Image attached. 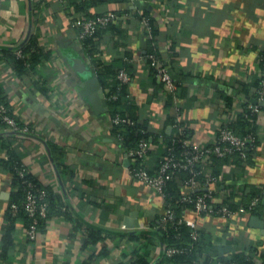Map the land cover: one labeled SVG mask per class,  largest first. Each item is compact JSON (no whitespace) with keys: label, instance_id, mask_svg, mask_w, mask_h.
<instances>
[{"label":"crops","instance_id":"1","mask_svg":"<svg viewBox=\"0 0 264 264\" xmlns=\"http://www.w3.org/2000/svg\"><path fill=\"white\" fill-rule=\"evenodd\" d=\"M77 1L0 0V49H18L34 37L48 52L35 67L20 70L0 56V98L26 128L11 130L0 117V161L14 150L62 209V213L50 211L33 241L27 237L28 225L18 218L7 256H2L0 247V264H84L88 259L89 264H130L135 251L149 252L154 261L163 248L155 223L165 212V200L133 177L130 163L125 165L130 158L111 136L107 112H96L83 95L82 80L68 54L82 56L97 77L98 68L117 69L127 57L132 65L127 97L140 120L166 134L187 132L196 143H210L222 123L236 121L240 110L256 105L250 84L264 50V0H182L179 7L172 5L173 0H101L87 13L75 8ZM109 11L129 17L118 26L113 23L123 36L111 29L97 35L96 47L104 51L105 63L78 38L81 28L75 19ZM143 16L151 33L141 26ZM149 51L156 52L179 86V110L141 60ZM258 121L264 123V116L258 115ZM48 142L58 146L59 156ZM150 142L151 153L159 152L161 145ZM236 161L201 165L204 177L218 169L222 173L211 185L217 201L235 192L233 216L226 220L191 209L181 212L184 221L193 220L203 230L215 255L250 246L264 253V208L252 213V206L243 205L244 194L264 193V135L248 162ZM13 191L12 173L0 163V242ZM88 225L104 229L106 240L97 247L110 245L108 255L89 258L91 250L83 247ZM138 231L156 235L150 241L128 236Z\"/></svg>","mask_w":264,"mask_h":264},{"label":"trees","instance_id":"2","mask_svg":"<svg viewBox=\"0 0 264 264\" xmlns=\"http://www.w3.org/2000/svg\"><path fill=\"white\" fill-rule=\"evenodd\" d=\"M78 1L74 3L75 8L78 10H83L85 13H87V10L89 8L94 7L101 0H81L79 2ZM117 26L112 23L109 24V26L106 28L101 27L100 29H98L96 34L100 35L105 30L111 29L119 36H123V30ZM156 31L157 30H155V32ZM83 42L88 52H91L92 55V53L94 52V46H89L91 44H94V40L90 37H87ZM18 50L21 51L24 57H21L17 54ZM0 52L2 53V57L13 61L16 67L19 68V70L26 67H29V69L35 67L43 56L48 55V52H45L43 50V48L38 44L37 40L34 37H30L29 39H27V41L22 44L18 49L8 47L0 49ZM26 53L29 54L30 57H26ZM148 53L156 54V52L153 51H149ZM259 56L264 58V50L260 52ZM127 62L121 61L119 67L114 70H112L111 66H105L101 70L98 68V78L100 82L104 85L111 84L112 91L118 93V98L110 102V114L114 115L118 112L123 117H128L133 121L132 124H127L126 127H123V124L113 126L111 128V136L115 138L117 143H119L117 136H122V148L125 152H128L135 148L140 139L142 138L157 141L162 147L160 148L159 152L153 153V157L158 164L161 162L163 157L168 155L169 152H173L175 156H180L182 150L185 148L183 145V140L189 139L190 134L187 132L166 134L163 131L160 132L152 130L147 120L142 121L140 120L139 116L136 115L137 107L132 105V103L130 102V98L127 97V84L121 85V89L117 91L119 81L117 79H114L111 82L108 81L107 77L115 78L118 70L122 67H125L131 75L132 65ZM152 73L154 79H156L154 71H152ZM258 83L259 79L255 77L253 84H250V92L252 94L251 96L253 97H256V94L252 91V87L256 86ZM159 85L161 86V83H159ZM248 89H246L245 91L248 92ZM171 98L172 97L170 96L168 100L171 101ZM225 98L231 99L229 96H225ZM1 102L3 101L1 100ZM257 105L259 106V108H262L264 110V104ZM245 111L246 112H242L239 115V118L236 121L226 124L227 127L233 129L237 134L241 136H246L250 133H255L258 129L257 113L247 108L245 109ZM9 113L11 114V111H9ZM1 124L3 125V122H1ZM160 135H162L163 137H160ZM259 142L260 140L255 141L254 146H258ZM49 145L52 148L53 154H60L58 152V146L56 144L49 143ZM170 148H172L171 151ZM255 150L256 149L250 148L247 151V156L245 158H243L238 151L232 152L224 157L215 156L213 164L223 165L227 161L234 159H236V162H238L239 164H244L249 161V158L254 154ZM9 152V158L2 159L0 161V163H2L5 168L12 173L14 187V191L11 195L9 202L7 218L8 221L5 230L2 233L0 242L3 257L8 255V249L10 245L14 243L12 228L14 226L15 221L18 220V218H21L28 226L33 221V218L30 217L23 209V201L25 198L26 190L30 184L35 185L36 188H44L47 191L49 213L48 215H50V211L54 213H62V209L59 208L60 204L56 203L55 197L52 194L51 190H49L46 186L42 185L40 180H38V178L29 171H26L24 175L21 176L20 171L25 166L14 150L11 149L9 150ZM131 167H133L132 164ZM196 169L201 170V167H197ZM190 175L191 174L188 170H177L175 175L167 181L164 187L165 204H169L172 207L173 218L171 220L167 219V221L165 222L163 221L162 217L164 216L163 213V215L160 217V220L155 223L157 227V232L160 234V238L158 239H161L160 242L163 246L160 256L154 261H151L149 252L145 253L144 251H142L138 253L137 251H135L134 255L131 257L132 260L130 264H264V253H262V251H260L256 246H250L241 252H236L233 254L215 255L210 247L211 242L207 239L206 234L203 232V230L199 226L195 228L191 227L187 224L186 221L182 219V210L192 209L194 206L193 201H182L183 196L185 194H190L191 198L196 199L199 195L204 192L202 189H187V187H185V181L190 177ZM221 175L222 173L218 169L215 170L213 176L218 178L217 176ZM198 179L200 180V182H202L205 177L201 173L198 176ZM229 195L230 196L224 201H217L215 198L210 200L213 212H206L203 214L211 213L217 215L218 213L216 212L222 205H225L234 211V209L236 208L235 201L233 199L235 196V192H232ZM263 197L264 193H260L255 190L250 191L249 193L244 194L243 198L246 199V201H244L243 205L248 206L249 204L250 206H252V213H260L262 207L264 208V206L262 205ZM254 199H258V202L253 206L251 205V202ZM12 203H16L19 205L20 209L18 215L13 214L11 209ZM45 221L46 220L41 221L40 230L44 228ZM194 231L197 232L196 236L193 235ZM103 232L104 229L100 226L88 225V231L83 242V247L91 250V254L89 256V258L91 259L97 256L108 255L109 251L111 250L110 245H102L99 248L97 247L98 244H101L102 241L106 240V238L103 236ZM138 235H141L150 241L155 237L156 234H150L147 231H138L136 233L134 232L132 234H128V236L133 239H137ZM167 248H174L175 251L173 252V254L168 255L166 252ZM89 262L90 259L86 260L84 264H89Z\"/></svg>","mask_w":264,"mask_h":264},{"label":"built area","instance_id":"3","mask_svg":"<svg viewBox=\"0 0 264 264\" xmlns=\"http://www.w3.org/2000/svg\"><path fill=\"white\" fill-rule=\"evenodd\" d=\"M63 4H67L68 0H61ZM182 0H173L172 5L178 7ZM75 19V25L80 27L81 30L78 32V38L83 42L87 37L94 40V44L89 47L94 46V56L97 60L102 62H107L104 57V51L102 49H97L95 39L97 38L96 32L98 29L106 28L109 24L124 23L125 18L129 17L128 14L120 15L115 11H109L101 15L89 17L88 19L81 18ZM123 21V22H122ZM141 26L146 30V32L151 33V25L147 17H142ZM84 43V42H83ZM17 54L21 57L24 55L20 50ZM0 56L2 54L0 53ZM126 61H129L125 57ZM141 60L147 64V66L154 71L155 77L161 82V91L165 97H173L175 101L176 108L179 110L180 107L177 99L178 86L167 66L163 63L161 58L154 53H147L141 56ZM259 68L256 70V77L259 79V83L252 87V91L256 94V99L259 103L264 104V58L258 57ZM114 79L119 81L118 90L121 89V85L129 84L132 81V76L129 71L122 67L118 70L117 75L114 77H109L108 81L111 82ZM104 94V98L107 102V114L109 125L112 128L115 125H122L126 127L127 124H132L133 121L128 117H123L118 112L110 114V102L118 98V93L113 92L111 89V84L109 86H101ZM254 106V111L259 116H264V110L259 108L258 105ZM10 108L1 102L0 100V117L4 122L8 123L11 130H23L18 121L9 113ZM238 110L232 112L233 117H236ZM240 112H246L245 110H240ZM247 114V113H245ZM230 122H225L220 125L215 136L212 138L210 143L200 144L189 139L183 140L184 149L180 156H175L173 152H169L168 155L163 157L161 162L158 164L155 161L153 154L151 153V142L146 138L140 139L137 146L132 150L126 152L127 156L130 158V171L135 179L145 186L150 187L152 190L156 191L158 194L165 198L164 187L168 180H170L177 170L183 169L190 172V177L185 181V186L191 187L192 189L197 187H203L204 192L199 195L196 199L191 198L190 194H185L182 201H193L194 206L191 210L195 211L198 215H202L206 212H213L210 200L216 197V188L212 187V184H216L217 178L213 175H208L205 179L200 182L198 176L202 173V169H196L201 167L204 163L212 164L214 163V157H224L232 152L238 151L239 154L245 158L247 156V151L252 148L256 149L258 146H254L255 141L262 139L264 135V123L258 121V129L255 133H250L246 136H241L237 134L233 129L226 126ZM118 144L122 147V136L118 135ZM160 137H163L160 135ZM172 148H170V151ZM131 164L133 167H131ZM28 171L26 167H23L20 171V175ZM222 201L221 199H219ZM258 199H254L251 205H255ZM11 209L14 215L19 213V205L16 203L11 204ZM23 209L26 213L33 218L32 223L29 224L27 228V237L29 240H36L40 232V223L42 220L48 219V201H47V191L44 188H36L35 185L30 184L26 190L25 198L23 201ZM163 221L171 220L173 218V209L169 204L165 205ZM224 219H229L235 214V211L222 205L216 212ZM187 224L191 227H197V223L193 220H188ZM144 225L140 223V227ZM194 236L197 232L194 231ZM174 248H167L166 252L168 255L173 254Z\"/></svg>","mask_w":264,"mask_h":264},{"label":"water","instance_id":"4","mask_svg":"<svg viewBox=\"0 0 264 264\" xmlns=\"http://www.w3.org/2000/svg\"><path fill=\"white\" fill-rule=\"evenodd\" d=\"M67 60L80 76L82 80L80 83L81 92L88 97L94 110L100 113L106 111L107 102L104 98L102 85L99 78L94 74L92 67L80 55L68 54ZM253 102L259 103L257 99H254ZM129 163V159H125V165H129Z\"/></svg>","mask_w":264,"mask_h":264}]
</instances>
